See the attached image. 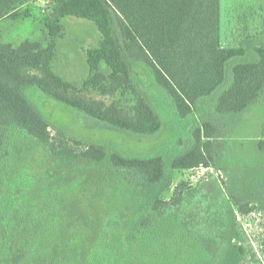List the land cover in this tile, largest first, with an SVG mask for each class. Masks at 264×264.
<instances>
[{"label": "trees", "instance_id": "trees-1", "mask_svg": "<svg viewBox=\"0 0 264 264\" xmlns=\"http://www.w3.org/2000/svg\"><path fill=\"white\" fill-rule=\"evenodd\" d=\"M48 1L46 44L25 40L14 46L0 41V264H89L99 237L108 232L103 223L112 218L119 173L133 170L142 180V193L156 186L165 172L161 155L127 157L61 129L52 133L27 90L140 135L158 132L162 120L149 91L134 84L135 61L144 63L180 118L216 91L213 110L219 116L239 115L264 94V46L221 45L220 0ZM25 2L0 0V21L25 16L27 9L19 10ZM68 16L92 21L101 34L98 44L86 50L88 75L79 84L55 74L51 65L56 37ZM92 92L110 101L94 98ZM126 95L132 96L131 102L123 104ZM215 132L211 120L193 127L189 146L168 166L208 167ZM263 145L264 139L259 148ZM232 202L223 197L212 218L217 236L203 237L215 247V237L222 242L214 260H203V245L189 230L178 232L177 252L191 254L183 263L241 261L244 247ZM99 203L105 207L101 216L94 211ZM135 224L139 226L134 223L127 230Z\"/></svg>", "mask_w": 264, "mask_h": 264}, {"label": "rangeland", "instance_id": "rangeland-1", "mask_svg": "<svg viewBox=\"0 0 264 264\" xmlns=\"http://www.w3.org/2000/svg\"><path fill=\"white\" fill-rule=\"evenodd\" d=\"M24 9L27 16L0 21V41L14 46L25 40L46 44L44 17L50 11L49 1L26 0L19 6V10ZM220 13L222 46H264V22L259 19V14L261 20L264 16V8H259V0H220ZM100 39L101 34L92 21L65 17L56 37L51 63L54 73L64 80L81 83L88 75L86 50L96 46ZM131 76L139 89L149 91L162 120L161 129L154 134L140 135L116 128L49 99L35 89L27 90L52 133L61 129L86 142L113 147L127 157L161 155L164 158V177L156 186L145 187L142 193L139 191L142 180L133 170L119 173L121 185L110 207L112 218L103 223L108 232L99 237L89 264H185L183 259L188 261L191 254L185 252L181 256L177 252L180 230H189L193 240L203 245V260H214L222 242L215 237V247L203 237L205 233L210 238L217 236L212 218L223 197L235 205V228L244 247L238 264H264V145L259 148V142L264 139V94L259 102L239 115L219 116L213 110L219 93L216 91L201 99L192 114L180 118L143 62H134ZM90 96L110 101V97L95 92ZM131 98V95L123 96V104L131 102ZM204 120H211L216 126L211 139V164L190 169L168 166L173 156L189 146L190 130ZM102 203L95 206V215H103ZM142 216L145 219L140 222ZM134 223L139 226L135 224V229L128 231ZM128 232L134 236H128Z\"/></svg>", "mask_w": 264, "mask_h": 264}, {"label": "crops", "instance_id": "crops-1", "mask_svg": "<svg viewBox=\"0 0 264 264\" xmlns=\"http://www.w3.org/2000/svg\"><path fill=\"white\" fill-rule=\"evenodd\" d=\"M261 7H263L264 8V0H259V8L261 9ZM259 19H260V22L261 21H263L264 22V16H262V20H261V14H259ZM220 25H221V13H220ZM263 29V31H264V24H263V27H262ZM221 43V42H220ZM222 45V44H221ZM239 47H242V46H239ZM255 47H259V46H254V47H243V48H249V49H251V48H255Z\"/></svg>", "mask_w": 264, "mask_h": 264}]
</instances>
